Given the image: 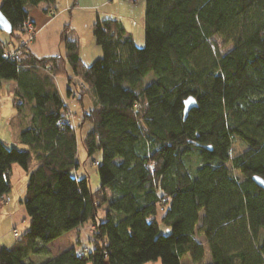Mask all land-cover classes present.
<instances>
[{"label": "trees", "instance_id": "16d2710c", "mask_svg": "<svg viewBox=\"0 0 264 264\" xmlns=\"http://www.w3.org/2000/svg\"><path fill=\"white\" fill-rule=\"evenodd\" d=\"M56 2L0 0L11 26L0 32V92L3 81L16 85L13 122L25 147L0 140V209L13 163L28 176L20 202L32 208L23 233L0 248V264H181L187 256L203 264L196 233L209 264H264V192L251 180H264V0H143L142 47L119 20L97 18L90 28L102 56L89 65L68 25L64 55L36 58L26 47L4 59L24 24L35 28L31 12L53 14ZM60 75L80 104L91 99L77 126H58L69 110ZM191 96L197 105L184 117ZM84 124L85 159L99 161L94 190L77 175L75 128ZM236 139L246 149L232 156ZM158 207L169 234H160ZM82 214L93 226L80 233L86 253L73 246L51 256L47 245Z\"/></svg>", "mask_w": 264, "mask_h": 264}, {"label": "crops", "instance_id": "0c3cea01", "mask_svg": "<svg viewBox=\"0 0 264 264\" xmlns=\"http://www.w3.org/2000/svg\"><path fill=\"white\" fill-rule=\"evenodd\" d=\"M73 3H76V6L70 8L68 12L63 11L65 7H68V5ZM55 8L56 12L53 14H49L47 16L38 14L36 18H29V20L33 22L36 30L35 38L33 39L32 44L29 46V50L36 58H48L49 56L65 54L64 45L59 40V34L62 31V28L65 25H68L73 29L74 34L78 39L80 59L87 65L91 64L94 59L102 56V51L95 44V40L92 36V28H90L91 24L97 18H113L119 20L125 27L127 34L132 37L137 46H140V44L143 42V0H137L133 3H131L129 0H57ZM135 29L136 35L134 31ZM56 84L58 87V93L65 99V95L63 94V84H59V81H56ZM1 86L2 89L0 96L2 94L4 95L5 104L0 103V140H2L7 145H10V142L19 144V129L17 127V123L15 121L13 122V120H15V116L17 115V110L13 104L12 96L16 85H14V83L11 81H3ZM67 89L68 84L66 88V94L69 97L70 94L67 93ZM3 110L5 112H3ZM25 121L28 122V117L25 118ZM21 148L25 150V147L21 146ZM83 164L84 163H80L82 167ZM80 165L77 168V175L79 177H88V174H85L87 171H85V169L82 170ZM4 205H7L6 211H2L0 209V248L12 245L16 238L14 236L12 237L13 229L22 227L20 222L23 220V218L16 217V214L21 211L22 206L24 205L23 210L27 212L29 219L32 213L30 204L27 202L21 203L20 199H18L16 203H12L11 200H8V202H4ZM3 214L6 217H4ZM81 218L85 219L84 214H82L81 217L76 220L67 219L64 223L65 233L62 237L56 239L51 244L61 241L66 234L70 233L74 238V240H71V243L73 244L72 246H74L73 241H75L77 238V227L75 226L68 228L67 223L77 221ZM5 220H7V223H4ZM23 227V230L26 229L27 224H25ZM57 253L53 256H56ZM185 258L188 262H190L188 256ZM154 264L161 263H159L157 260L154 262Z\"/></svg>", "mask_w": 264, "mask_h": 264}, {"label": "rangeland", "instance_id": "374dc122", "mask_svg": "<svg viewBox=\"0 0 264 264\" xmlns=\"http://www.w3.org/2000/svg\"><path fill=\"white\" fill-rule=\"evenodd\" d=\"M135 1H137V0H135ZM135 1H133V2H135ZM133 2H131V3H133ZM68 10L69 9H67V8L63 9V11H65V12H68ZM38 14H41V12L39 9L35 8V10H33L30 14V19L36 18V16ZM32 29L34 30V33L36 35L35 28H32ZM134 31H135V35H136V29ZM34 38H35V36H34ZM32 42H33V40H32ZM143 44H144V39H143L142 44H140V46H138V47H142ZM56 81L57 82L59 81V84H61V83L63 84V94L65 95L67 105H69V108H70L68 111L70 112V115H72L70 124H74L77 126L81 120L80 117H81V111H82V104H83V108L85 110L91 108L93 106L91 99L86 94V95H84V97L82 99V104H80V101L77 100V97H74L73 95L69 96V97L67 96L66 88H67L68 83H67V79L64 75L57 76V78H55V83H56ZM68 87H69V84H68ZM0 103L5 104V97L3 94L0 96ZM3 107H4V105H3ZM3 112H5V111L3 110ZM23 113H26V111H24ZM83 126L84 127L82 130H79L77 127L75 128L76 129L75 133H76V137L78 139V148H79L78 152H77V158L79 159L80 163H84L83 167H82V165H80L81 169L82 170L85 169V171H87L85 174H88L89 188L91 190H94V189H97V187L100 185V179H99L98 174H97V169L93 165V160H95L97 158V154L92 156V158L85 159V154H84L83 148H81L82 137L80 135L85 132V130L88 128V126L86 124H84ZM10 145L14 146L18 149H22L21 145H19L17 143H13V142L11 143L10 142ZM245 149H246L245 145L241 141L236 139L233 142V146L231 148V154H232V156H235V155H237V153L243 152ZM27 177H28L27 174H25L23 169L20 168L18 164H16V163L12 164L11 174H10V183H12V187H11V191L9 192V195H8V198H9V200H11L12 203H16L18 201V199H20V201L23 200L24 195H25L24 191H25L26 185L28 183ZM111 198H112L111 194L108 191L107 203L104 206L105 208L109 205ZM24 205L22 206L21 211L16 214V217H22L23 218V220L20 222L22 224V227L25 226V224H27V222L29 221V215L27 214L26 211L23 210ZM6 209H7V205L2 204L1 210L6 211ZM159 210H160V208L158 207V210H157L156 214L154 215V217L156 218V220L159 223L160 234H162V235L169 234L171 232V230L168 226H166L165 224L164 225L162 224V222L160 220V218L162 216V212H160ZM0 214H1V212H0ZM3 216L6 217L4 214H3ZM2 222H4V221H2ZM4 223H7V220H5ZM67 225H68L67 226L68 228H72L75 226L77 227V229H76L77 230L76 231L77 238L75 241H73L75 248H78L79 246L85 247L88 244V239L81 237L80 233L85 228V230L88 234V232H90L93 229V226L91 225V223H86L85 219L81 218L77 221L69 222V223H67ZM22 227H17V228L19 230V228L22 229ZM12 237H13V235H12ZM194 239L200 241L203 245V249L205 251L203 264H209L211 262V257H210V252L208 250V245H207L206 240H204L202 236L198 235V233L195 234ZM71 240H74V238L70 233H68L65 235V237L61 241H59V242L57 241L54 244H51V243L48 244L47 247L50 251V255L53 256L57 252L59 253L61 251L67 250V248L73 247ZM35 259H36V261L43 260V258H41V257H35ZM181 262H182L181 264H192V263L188 262L186 260V258H182ZM144 264H154V262H145Z\"/></svg>", "mask_w": 264, "mask_h": 264}, {"label": "built area", "instance_id": "2783aa9c", "mask_svg": "<svg viewBox=\"0 0 264 264\" xmlns=\"http://www.w3.org/2000/svg\"><path fill=\"white\" fill-rule=\"evenodd\" d=\"M130 2H133L135 0H129ZM73 5H76V3H73L71 5H68V7H65L67 9L72 8ZM24 30L26 31V35L19 40L18 45H13V44H7L5 51L3 52V58L11 61H16L20 57V50L21 48H26L29 47L32 43V40L35 36L34 30L32 29V26L30 23H25L24 24ZM62 121L58 124V126H61L62 123L70 124L71 123V117L70 112L68 110H63L62 111ZM99 161L96 159V161H93V165L96 167L98 165ZM8 198L5 199L6 202H8ZM166 202V200H162V204ZM24 228V227H23ZM23 228L22 229H13V236L18 237L21 233H23ZM86 246L83 247V249L79 250L78 256L79 255H84L86 253Z\"/></svg>", "mask_w": 264, "mask_h": 264}, {"label": "water", "instance_id": "95a60500", "mask_svg": "<svg viewBox=\"0 0 264 264\" xmlns=\"http://www.w3.org/2000/svg\"><path fill=\"white\" fill-rule=\"evenodd\" d=\"M0 32H6L8 34L11 33V26L9 22L5 19L0 11ZM196 100L191 96L184 100L183 102V115L184 117L191 111L192 108L196 107ZM253 183L257 185V187L264 192V180L260 177L253 176L251 178Z\"/></svg>", "mask_w": 264, "mask_h": 264}]
</instances>
